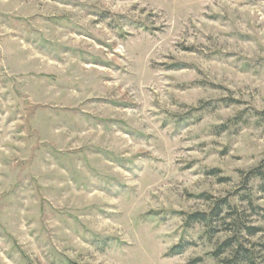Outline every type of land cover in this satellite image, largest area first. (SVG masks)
I'll list each match as a JSON object with an SVG mask.
<instances>
[{"label":"rangeland","instance_id":"374dc122","mask_svg":"<svg viewBox=\"0 0 264 264\" xmlns=\"http://www.w3.org/2000/svg\"><path fill=\"white\" fill-rule=\"evenodd\" d=\"M262 114L264 0H0V264H264Z\"/></svg>","mask_w":264,"mask_h":264},{"label":"trees","instance_id":"16d2710c","mask_svg":"<svg viewBox=\"0 0 264 264\" xmlns=\"http://www.w3.org/2000/svg\"><path fill=\"white\" fill-rule=\"evenodd\" d=\"M264 115V114H262ZM256 173V171H255ZM257 174V173H256ZM261 176V180L263 182V186H264V174H260ZM209 222L210 220L208 219L207 215L205 213H196V214H192V215H188L186 220H185V224L187 225L188 223L191 222ZM253 231H257V229H252ZM234 245L232 244V240L231 241H227L224 242L221 246V248H219V250L222 252L223 250H227L231 247H233ZM185 247H183L182 245H177L175 246L172 250H171V254L172 256L175 255H179L184 251ZM247 250H235L228 258L224 259L223 264H251L252 261V257L250 256V254H247ZM201 261V259H194L192 261H190L188 264H198Z\"/></svg>","mask_w":264,"mask_h":264}]
</instances>
